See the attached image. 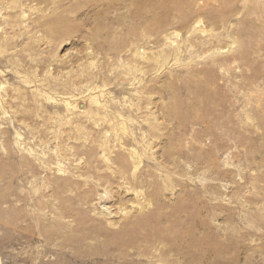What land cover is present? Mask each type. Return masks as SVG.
<instances>
[{
	"label": "rangeland",
	"instance_id": "obj_1",
	"mask_svg": "<svg viewBox=\"0 0 264 264\" xmlns=\"http://www.w3.org/2000/svg\"><path fill=\"white\" fill-rule=\"evenodd\" d=\"M264 264V0H0V264Z\"/></svg>",
	"mask_w": 264,
	"mask_h": 264
},
{
	"label": "bare ground",
	"instance_id": "obj_2",
	"mask_svg": "<svg viewBox=\"0 0 264 264\" xmlns=\"http://www.w3.org/2000/svg\"><path fill=\"white\" fill-rule=\"evenodd\" d=\"M128 264V263H127Z\"/></svg>",
	"mask_w": 264,
	"mask_h": 264
}]
</instances>
